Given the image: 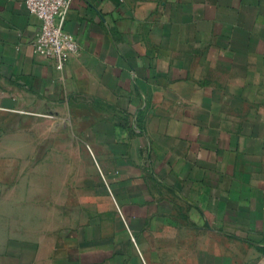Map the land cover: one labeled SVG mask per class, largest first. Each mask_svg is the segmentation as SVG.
Masks as SVG:
<instances>
[{"label":"crops","instance_id":"0c3cea01","mask_svg":"<svg viewBox=\"0 0 264 264\" xmlns=\"http://www.w3.org/2000/svg\"><path fill=\"white\" fill-rule=\"evenodd\" d=\"M26 1L0 0V135L74 117L110 197L93 228L15 239L5 262L264 256V0H73L62 71L36 54Z\"/></svg>","mask_w":264,"mask_h":264},{"label":"rangeland","instance_id":"374dc122","mask_svg":"<svg viewBox=\"0 0 264 264\" xmlns=\"http://www.w3.org/2000/svg\"><path fill=\"white\" fill-rule=\"evenodd\" d=\"M21 128L7 124L0 135V264H7L15 239L37 235L48 242L63 231L93 228L110 197L93 155L78 138L74 117L38 116L23 120ZM101 222L110 228L109 217ZM244 255L264 264V256L252 249Z\"/></svg>","mask_w":264,"mask_h":264},{"label":"built area","instance_id":"2783aa9c","mask_svg":"<svg viewBox=\"0 0 264 264\" xmlns=\"http://www.w3.org/2000/svg\"><path fill=\"white\" fill-rule=\"evenodd\" d=\"M73 0H27L29 12L40 21V31L34 50L40 57L53 61L62 71L70 59L79 53L75 37L65 30L67 15Z\"/></svg>","mask_w":264,"mask_h":264}]
</instances>
